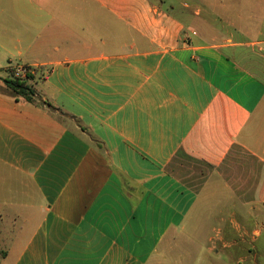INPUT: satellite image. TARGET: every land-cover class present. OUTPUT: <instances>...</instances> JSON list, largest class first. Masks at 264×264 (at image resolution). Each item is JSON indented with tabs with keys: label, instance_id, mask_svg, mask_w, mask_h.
I'll return each mask as SVG.
<instances>
[{
	"label": "crops",
	"instance_id": "crops-1",
	"mask_svg": "<svg viewBox=\"0 0 264 264\" xmlns=\"http://www.w3.org/2000/svg\"><path fill=\"white\" fill-rule=\"evenodd\" d=\"M164 3L0 0V264H264V0Z\"/></svg>",
	"mask_w": 264,
	"mask_h": 264
},
{
	"label": "trees",
	"instance_id": "trees-1",
	"mask_svg": "<svg viewBox=\"0 0 264 264\" xmlns=\"http://www.w3.org/2000/svg\"><path fill=\"white\" fill-rule=\"evenodd\" d=\"M26 68L30 69L28 66ZM8 69L6 72H10ZM34 73H27L25 79L14 77L11 74L1 78L3 88L0 91L14 97L16 100L31 101L49 110L51 113H57L60 116H65L59 109L53 107L47 101H36L37 93L31 80L34 79Z\"/></svg>",
	"mask_w": 264,
	"mask_h": 264
},
{
	"label": "rangeland",
	"instance_id": "rangeland-1",
	"mask_svg": "<svg viewBox=\"0 0 264 264\" xmlns=\"http://www.w3.org/2000/svg\"><path fill=\"white\" fill-rule=\"evenodd\" d=\"M165 1V5H168V0H164ZM172 2H178V0L176 1V0H171ZM187 2H190L191 0H186ZM207 0H200V3L201 4H203V5H205V2H206ZM160 8H162V6L161 5H158ZM177 7V6H176ZM177 8H175L174 10H176ZM0 68H2V67H0ZM11 71L10 72H6V71H4L3 69H1L0 70V74H3L4 76H7V75H12V76H14V77H19V78H23L22 76H21V74H19L18 76H16V71H15V69H10ZM42 72H38V73H36L35 74V76H36V79L39 81L40 80V78H41V76H42ZM23 79H25V78H23ZM3 85H1L0 84V87H2ZM36 99H38L39 100V97H37ZM40 101V100H39ZM57 115V114H56ZM60 119H62V120H64V121H68L69 122V124H71V125H73L74 124V122L73 121H71V120H68L67 118H65V117H63V116H60V115H57ZM75 125V124H74ZM211 255V254H210ZM213 256V255H212ZM211 256V257H212ZM169 264V263H168ZM187 264H214L213 262H211V258L209 259V257H206L205 255H202V256H195L194 257V259L192 260V261H190L189 263H187Z\"/></svg>",
	"mask_w": 264,
	"mask_h": 264
},
{
	"label": "built area",
	"instance_id": "built-area-1",
	"mask_svg": "<svg viewBox=\"0 0 264 264\" xmlns=\"http://www.w3.org/2000/svg\"><path fill=\"white\" fill-rule=\"evenodd\" d=\"M15 71H16V76H18L19 74H21V76L23 78L26 77L27 73H31V69H28L26 67H17L15 68Z\"/></svg>",
	"mask_w": 264,
	"mask_h": 264
}]
</instances>
